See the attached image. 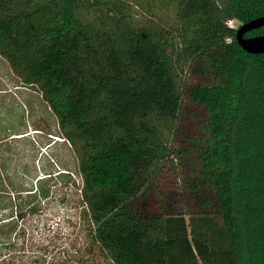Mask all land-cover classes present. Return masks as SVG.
Listing matches in <instances>:
<instances>
[{"label": "trees", "instance_id": "16d2710c", "mask_svg": "<svg viewBox=\"0 0 264 264\" xmlns=\"http://www.w3.org/2000/svg\"><path fill=\"white\" fill-rule=\"evenodd\" d=\"M93 1L0 0V56L75 148L92 237L113 264H264V53L229 24L264 0H167L171 23ZM184 97L202 118L181 152L168 139ZM175 152L188 154L186 210L156 195ZM51 177L21 209L38 212Z\"/></svg>", "mask_w": 264, "mask_h": 264}, {"label": "rangeland", "instance_id": "374dc122", "mask_svg": "<svg viewBox=\"0 0 264 264\" xmlns=\"http://www.w3.org/2000/svg\"><path fill=\"white\" fill-rule=\"evenodd\" d=\"M125 1L137 10L133 13L135 17L148 16L163 23L176 20L177 2ZM152 11H156V16ZM94 13L86 15L93 19ZM229 24L238 29L243 23L231 20ZM254 35L264 34L247 36ZM184 80L185 87L195 78L188 74ZM0 90V190L4 188L2 178L6 177V167L11 164L17 178V188L12 187L18 191L15 201L11 196L0 195V210L3 206L9 208L0 212V220L11 211L15 216V221L0 225V264H113L91 235L75 148L61 133L56 115L42 104L40 91L24 86L1 56ZM183 105L176 131L168 139L170 146L181 152L187 150L189 138H199L202 118L200 109L189 103L187 97ZM16 132L19 134L14 136ZM188 165V154L175 152L164 159L156 174L159 185L156 195L162 193L176 209H187ZM50 174L51 193L42 199L38 212L27 213L28 205L21 209L20 203L26 204V198L32 193L27 191L36 189V181Z\"/></svg>", "mask_w": 264, "mask_h": 264}, {"label": "water", "instance_id": "95a60500", "mask_svg": "<svg viewBox=\"0 0 264 264\" xmlns=\"http://www.w3.org/2000/svg\"><path fill=\"white\" fill-rule=\"evenodd\" d=\"M264 27V14L246 23H243L236 31L238 44L248 53H264V35L247 36V33Z\"/></svg>", "mask_w": 264, "mask_h": 264}, {"label": "crops", "instance_id": "0c3cea01", "mask_svg": "<svg viewBox=\"0 0 264 264\" xmlns=\"http://www.w3.org/2000/svg\"><path fill=\"white\" fill-rule=\"evenodd\" d=\"M18 134L19 133L16 132L14 134V136H17ZM0 157H2V154L0 155ZM11 166L12 165L10 164L8 167H6V168H8L9 171L6 169V175H5L6 177H3L2 178L3 179L2 183L4 184V188H3V190H0V195L11 196L12 199L15 201L16 200V193L18 192L17 189H16L17 188V185H15L16 182H17V178H16V174L14 173L15 174L14 175L12 173V167ZM12 185H15L16 188L15 187H12ZM7 209H9L8 206H3V207H1L0 212H5ZM11 212L9 213V216L8 217L2 218L3 220H0V225H2V224H9L10 222L15 221L14 220V217L15 216H14V214L12 215Z\"/></svg>", "mask_w": 264, "mask_h": 264}]
</instances>
